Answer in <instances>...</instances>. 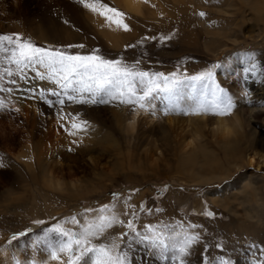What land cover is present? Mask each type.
Segmentation results:
<instances>
[{"label":"rangeland","instance_id":"1","mask_svg":"<svg viewBox=\"0 0 264 264\" xmlns=\"http://www.w3.org/2000/svg\"><path fill=\"white\" fill-rule=\"evenodd\" d=\"M29 1L21 9L13 0H0V35L18 33L37 46L68 54L89 55L95 50L135 71L176 73L183 83L172 94L154 92L145 112L175 117L176 127L143 120L129 130V112L138 105L107 96L104 99L109 102L95 104L52 96L50 90L61 89L36 78L30 68L24 70L26 80L5 76L0 83L13 91L0 92V264H67L68 253H61L56 261L48 254L47 245L63 239L51 230L59 225L64 232L79 234L89 224H98L102 216H115L123 223L107 228L99 239L90 237L91 243L115 242L118 247L113 254L127 252L130 264L180 261L176 253L161 255L136 239L127 228L128 221L137 232L146 233L151 226L175 235L178 242L186 235L198 236L183 257L184 264H205L206 259L220 264L221 257L230 264H264V224L258 217H264V162L235 170L226 156L234 141L212 136L206 131L211 124H201L203 116L211 123L219 116V110L208 108L206 99L188 107L181 98L175 107L182 87L192 84L197 91L204 87V80L187 83L184 78L208 71L213 73L210 82L225 95L234 91L231 81L243 84L251 74L264 84V0H235L233 8L226 0H193V5L144 0L145 9L133 14L116 0H101L125 14L130 30L114 24L122 34L118 47L103 37L100 27L86 22L92 11L78 0H51V5L48 0ZM243 16L245 25L239 29L236 23ZM80 44L85 47H77ZM240 54L244 55L241 61ZM2 67H8L6 62H0ZM11 67L15 73V66ZM40 71L46 74L45 69ZM11 79L17 83H9ZM143 87L138 84V91ZM248 92H239V98L231 94L233 108L225 114L241 118L242 131L250 134L264 128V107L259 106L264 100L250 99ZM205 93L198 95L205 97ZM72 94L80 100V94ZM89 96L83 93L84 98ZM60 98L65 99L63 105L50 106L49 101ZM82 121L87 123L81 130L71 128ZM192 130L200 135L206 157L201 153L188 160L183 155L181 140ZM241 174L255 177V184L247 188H261V199L241 189ZM222 187L228 191L213 202L211 193Z\"/></svg>","mask_w":264,"mask_h":264},{"label":"snow or ice","instance_id":"2","mask_svg":"<svg viewBox=\"0 0 264 264\" xmlns=\"http://www.w3.org/2000/svg\"><path fill=\"white\" fill-rule=\"evenodd\" d=\"M78 2L85 9L103 16L110 24H115L125 31L130 30L128 24L124 22L125 14L117 8L101 3V0H78ZM199 15L204 16L205 13L200 12ZM68 47H72V45ZM77 47L84 48L85 45L80 44ZM0 62H6L8 65V67L0 68V81H3L5 76L11 78L14 75H18L20 80H26L24 70L30 68L36 78L47 79L61 89V92L50 90V95L63 96L72 102L107 103L109 101L104 99L107 96L110 99H118L124 104H134L144 108L145 103L150 102L154 92L172 94L183 83V80L177 78L176 73L166 76L164 73L150 74L144 71H135L122 64L120 60L106 59L95 50L89 55H80L40 47L23 39L18 33L0 35ZM12 65L15 66V73L12 70ZM41 68L46 70V74L40 71ZM212 78L213 73L208 71L197 76L185 77L184 80L203 81L206 79L211 81ZM9 83L16 84L17 81L11 79ZM138 84L144 85L140 91H138ZM12 91V88L5 87L3 83H0V92L10 93ZM22 91L35 94L36 90L23 89ZM72 93L80 94V100L78 101L77 95ZM83 93H89V98H84ZM39 95L43 98L45 92L41 90ZM97 97L100 99L97 100ZM52 103L63 105L65 99L49 101L50 106ZM213 106L219 110L218 114L221 115L233 107L231 100L225 97H217V102ZM0 107H3L2 101H0ZM86 123L87 121H82L80 124L73 123L71 128L81 130ZM207 215L211 216L212 213L209 212ZM72 220L74 223H79L75 217ZM116 223H123V221H119L115 216H102L99 218L98 224H89L79 234L64 232L57 225L51 231L57 232L63 239L56 244H48V254L52 260L56 261L60 259L61 253H68L67 264H130L127 252L118 251L113 254L118 247L115 242L99 246L91 243L90 237L99 239L107 228ZM127 228L130 232L135 233L136 239L150 244L153 249L159 250L161 255L169 251L176 253L175 259L179 260L180 264H184L183 257L188 254L189 247L199 239L198 236L186 235L178 242L175 235L166 234L164 231L157 232L151 226H148L146 233L137 232L133 228L132 221H128ZM127 235L128 233L122 234V238ZM13 238L15 239V237ZM219 262L220 264H230L222 257L219 258ZM205 264H211V261L206 259Z\"/></svg>","mask_w":264,"mask_h":264},{"label":"bare ground","instance_id":"3","mask_svg":"<svg viewBox=\"0 0 264 264\" xmlns=\"http://www.w3.org/2000/svg\"><path fill=\"white\" fill-rule=\"evenodd\" d=\"M48 1H50L49 4L51 5L52 1L51 0H48ZM226 1H229L227 5H233V6H231V8H233L234 5L236 4L235 0H226ZM13 2L15 5H17L21 9L22 8L24 9V8L29 6L28 3L30 1L29 0H13ZM116 2L119 4V6L123 7L124 10H126L127 12L132 13V14L133 13H141L145 9L144 0H116ZM248 2L252 3L253 1L248 0ZM170 3L173 5H184L187 3H190L193 5L194 2H193V0H170ZM236 6H237V4H236ZM243 6H245V5H243ZM241 11H243V10H241ZM230 13L232 14V12H230ZM233 13L236 14V12H233ZM87 19L88 20H86V22L89 21V23L91 22V24H94L96 27L101 28L99 31L102 32L103 37L108 42H110L111 44H114L117 47L119 45H121V43L123 41L122 40V34L116 29L114 24H110L103 16H101L99 14H94L93 12H91V13L89 12ZM245 21H246V17L243 16V18L240 19V21H238L236 23L237 27L239 29L242 28L245 25ZM236 41H238V39H236ZM243 56H244L243 54L239 55V58H238L239 61H241L243 59ZM254 78H256V77L253 74H251L249 78L245 79L243 84H241V83L237 84V81H231V82H234V83H232L233 84L232 90H234V91H231L230 94L228 93L227 94L228 96L225 95L226 93L223 94V92L221 93L220 91H217L215 88L214 82H210V81L207 82V80H204L202 83L204 85V87L200 86L198 91L193 89L194 86L192 84H190L192 86L188 85L186 87H182V89L178 92V95L177 96L175 95L176 96L175 107H177L179 105L178 103H179V101H181L180 100L181 98L186 102L187 106L192 105L196 101L198 104L199 101L206 99L207 103H208V108L211 110L217 111L218 109H216L213 106L217 102V97L228 98L231 100V103H232L233 102L232 98H239L238 96H240V94H241L239 92L245 91L246 89L249 91L248 93L250 95L249 96L250 99L253 98V100L256 99V100L260 101L258 103H262V101L264 100V84H260L257 81L258 79L256 80ZM186 81L188 83V80H186ZM205 91H206V93H205ZM202 92L206 94L205 97H203V96L200 97L198 95L199 93H202ZM231 94H232V96L234 95L232 98H231ZM196 95H198L196 98L192 97V96H196ZM241 99L242 98H240V100ZM183 100H182V102H183ZM243 100H247V99H243ZM182 102H181V104H182ZM185 102H183V103H185ZM154 105H155V103H154ZM232 105H233V103H232ZM259 106L264 107V105H261V104ZM259 106H257V107H259ZM154 107L157 108L156 106H154ZM221 107H223V105H221ZM232 108H231V110H232ZM146 110L148 111L147 102L145 103L144 108L137 107L135 110L134 109L130 110L129 115H128V116H130L128 118L129 123L127 125V128L129 130H134L136 128V125L139 124L140 122H143V120L146 121V123H148L149 125L153 124L154 122H155V124L156 123H169L170 125H172L174 123L175 127L178 125V123H176L175 117L172 118L171 116H169L168 118H165L164 115H162L160 113H154V112H150L152 114H150V113L147 114L148 112L145 113ZM140 112H142V117H138ZM218 115L219 116L215 120V122H213L211 120L212 121V123H211L210 120H207V118L201 114V116H203L204 118L200 121L202 122L201 124L207 125L208 122L211 124V127H209V130H206V131H208V132L210 131V134H212V136H214V137H216L222 141H226V142H230L231 140L234 141L233 147L231 149L227 150L226 156L229 158L230 164L235 167V170L241 169V168L245 169L246 167L258 166V164L260 163V160H262V162H264V154H261L262 152L261 153L259 152L260 153L259 154L258 150H257V148L264 150V128L254 129L250 132V134H248L247 131H242V128H243L242 119L239 118L236 114H234V116L230 117V118H229V115H227V114H223V115L218 114ZM195 119H193V120H195ZM186 126H188V125H186ZM181 127H184V124ZM207 127H208V125H207ZM182 131H184L183 128H182ZM186 132L188 134V131H186ZM242 142L247 143L245 148L242 147ZM180 145H181L182 150H183V155L186 156V158L188 160L199 158V155L201 153H202V155L205 154L204 157L207 156V151H206L207 149L200 142V135L197 133H194V131L192 134L184 135L182 140H181ZM256 157H259L258 158L259 161L256 159ZM220 176H223V175H220ZM207 180L203 179L202 181H207ZM239 180L242 182V188L241 189H244V191L249 189L255 194V196H258V198L261 197V194H260L261 188H255V186L254 187L252 186L253 188H247V187H250L251 185L255 184V181H254L255 177H253L249 174L248 175L241 174L239 177ZM243 186H244V188H243ZM227 191H228V187H222L220 189V191H215V192L211 193V196L213 198L212 199L213 202L217 203L218 199H219L218 196L221 195V193L225 194ZM244 191H242L243 194L246 193ZM259 199H261V198H259ZM235 200H238V199H235ZM225 205H226V203H225ZM263 209H264V207H263ZM235 210H237V209H235ZM258 217L262 222V223L261 222L260 223L263 225L264 224L263 214L258 215Z\"/></svg>","mask_w":264,"mask_h":264}]
</instances>
